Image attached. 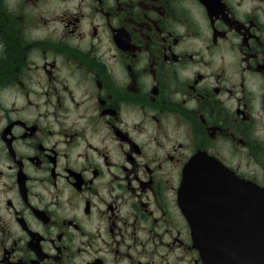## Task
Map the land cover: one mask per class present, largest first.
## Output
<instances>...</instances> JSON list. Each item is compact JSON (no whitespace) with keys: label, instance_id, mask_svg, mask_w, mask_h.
Masks as SVG:
<instances>
[{"label":"flooded vegetation","instance_id":"af4514ba","mask_svg":"<svg viewBox=\"0 0 264 264\" xmlns=\"http://www.w3.org/2000/svg\"><path fill=\"white\" fill-rule=\"evenodd\" d=\"M193 158L264 188V0H0V264H206Z\"/></svg>","mask_w":264,"mask_h":264},{"label":"water","instance_id":"95a60500","mask_svg":"<svg viewBox=\"0 0 264 264\" xmlns=\"http://www.w3.org/2000/svg\"><path fill=\"white\" fill-rule=\"evenodd\" d=\"M179 199L206 264H264L263 187L239 179L216 158H193ZM222 212L232 214L227 241H217L224 235L216 223Z\"/></svg>","mask_w":264,"mask_h":264}]
</instances>
